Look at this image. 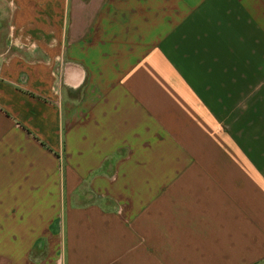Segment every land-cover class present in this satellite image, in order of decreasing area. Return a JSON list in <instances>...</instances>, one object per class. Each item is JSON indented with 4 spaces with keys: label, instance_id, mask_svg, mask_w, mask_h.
<instances>
[{
    "label": "crops",
    "instance_id": "obj_1",
    "mask_svg": "<svg viewBox=\"0 0 264 264\" xmlns=\"http://www.w3.org/2000/svg\"><path fill=\"white\" fill-rule=\"evenodd\" d=\"M0 264H264V0H0Z\"/></svg>",
    "mask_w": 264,
    "mask_h": 264
}]
</instances>
